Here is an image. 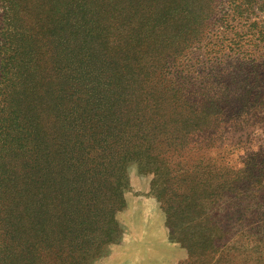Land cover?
<instances>
[{"label": "trees", "instance_id": "1", "mask_svg": "<svg viewBox=\"0 0 264 264\" xmlns=\"http://www.w3.org/2000/svg\"><path fill=\"white\" fill-rule=\"evenodd\" d=\"M195 1L49 0L28 26L15 0H0V264L89 263L94 247L71 246L50 230L55 176L65 194L76 180L82 208L99 222L101 247L119 233L113 217L123 207L127 164L144 172L165 166V155L191 152L203 133L221 136L247 111H264L261 80L231 82L234 90L221 93L215 85L227 89L228 80H198L175 65L194 43ZM208 10L203 27L211 25ZM255 160L242 161L226 182L232 192L253 179L246 164ZM164 194L157 192L169 237L188 254L181 264H264V248L240 252L236 237L216 235V221L191 239L200 219H186L197 217L187 199L180 209ZM23 204L30 238L23 237Z\"/></svg>", "mask_w": 264, "mask_h": 264}, {"label": "rangeland", "instance_id": "2", "mask_svg": "<svg viewBox=\"0 0 264 264\" xmlns=\"http://www.w3.org/2000/svg\"><path fill=\"white\" fill-rule=\"evenodd\" d=\"M15 1L17 18L29 26L31 17L44 13L49 0ZM209 5L210 10L213 8L211 25L203 27V13L209 11ZM192 12L196 18L194 43L182 49L175 65L179 64V69L187 73L193 70L198 80H228L227 89L215 85L221 93L234 90L231 82L239 86L257 79L262 81L259 92H264V71L260 68V64L264 66V0H214L209 4L196 0ZM243 118L239 126L220 130L221 136L203 133L201 140L194 141L195 146H189V153L165 155V166L144 172L147 168L139 163L127 164L122 176L123 207L113 217L119 233L101 247L97 245L99 222L97 218L87 217L82 208L84 199L79 195L76 180L73 184L72 177L65 184L70 192L65 194L58 187L60 177L55 176L56 188L50 195L51 206L45 215L50 230L57 239L66 238V244L71 246L94 247L88 264H181L188 254L180 242L169 237L171 229L157 196V192L163 190L164 196L180 209L179 204L185 205L187 199L197 214V217L191 214L192 218L187 217V220L200 219L193 221V227L188 230L191 239L205 233L204 230L216 221L221 228L216 235L224 233L231 240L236 237L235 246L240 252L246 254L252 247L262 250L264 111L249 110ZM255 156L256 162L246 164L250 166L253 179L238 185L232 192V185L226 182L242 168V161L252 163L248 160ZM151 162L150 167H153L156 161ZM40 215L41 211L35 207L34 221ZM22 217L23 237L30 238L27 225L32 219L30 208H25L24 204ZM183 221L178 218L176 224L184 227L187 222Z\"/></svg>", "mask_w": 264, "mask_h": 264}]
</instances>
